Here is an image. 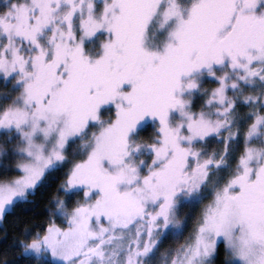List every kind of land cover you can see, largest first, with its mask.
<instances>
[{
	"label": "snow or ice",
	"instance_id": "6c2138e0",
	"mask_svg": "<svg viewBox=\"0 0 264 264\" xmlns=\"http://www.w3.org/2000/svg\"><path fill=\"white\" fill-rule=\"evenodd\" d=\"M53 185L0 264H264V0H3L0 223Z\"/></svg>",
	"mask_w": 264,
	"mask_h": 264
},
{
	"label": "trees",
	"instance_id": "16d2710c",
	"mask_svg": "<svg viewBox=\"0 0 264 264\" xmlns=\"http://www.w3.org/2000/svg\"><path fill=\"white\" fill-rule=\"evenodd\" d=\"M55 191V185L49 189L37 192L34 203L16 208L7 215L0 223V253L10 250L14 241L22 239V232L25 228L33 231L45 226L48 220V194ZM18 251L11 249L8 259L14 260ZM17 264H26L25 258L21 257Z\"/></svg>",
	"mask_w": 264,
	"mask_h": 264
},
{
	"label": "rangeland",
	"instance_id": "374dc122",
	"mask_svg": "<svg viewBox=\"0 0 264 264\" xmlns=\"http://www.w3.org/2000/svg\"><path fill=\"white\" fill-rule=\"evenodd\" d=\"M2 6H3V0H0V7H2ZM168 243H169V242H165V244L162 245V248L167 247V246H168Z\"/></svg>",
	"mask_w": 264,
	"mask_h": 264
}]
</instances>
